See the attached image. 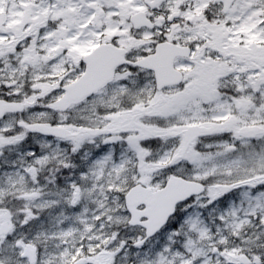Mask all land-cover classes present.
<instances>
[{"label": "snow or ice", "instance_id": "snow-or-ice-1", "mask_svg": "<svg viewBox=\"0 0 264 264\" xmlns=\"http://www.w3.org/2000/svg\"><path fill=\"white\" fill-rule=\"evenodd\" d=\"M0 264H264V0H0Z\"/></svg>", "mask_w": 264, "mask_h": 264}]
</instances>
